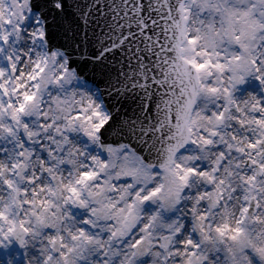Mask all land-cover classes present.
Returning <instances> with one entry per match:
<instances>
[{"label": "snow or ice", "instance_id": "6c2138e0", "mask_svg": "<svg viewBox=\"0 0 264 264\" xmlns=\"http://www.w3.org/2000/svg\"><path fill=\"white\" fill-rule=\"evenodd\" d=\"M0 264H264V0H0Z\"/></svg>", "mask_w": 264, "mask_h": 264}]
</instances>
